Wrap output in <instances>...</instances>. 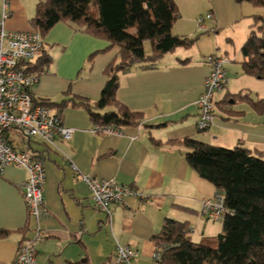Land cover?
I'll return each mask as SVG.
<instances>
[{"label": "crops", "instance_id": "0c3cea01", "mask_svg": "<svg viewBox=\"0 0 264 264\" xmlns=\"http://www.w3.org/2000/svg\"><path fill=\"white\" fill-rule=\"evenodd\" d=\"M174 1L179 14L171 31L196 36L194 43L164 54L151 65L135 64L119 75L117 99L130 110L141 112L145 125L99 133L86 110L66 105L59 115L64 126L74 129L69 141L58 140L56 147L37 140L16 144L44 157L43 206L47 214L40 219L45 237L37 248V264H107L114 256L115 241L137 250L132 264H159L153 259L152 237L160 231L164 218L187 222L195 242L216 236L221 223L206 220L199 212L202 200L215 188L192 170L183 148L170 141L188 136L227 148L264 151V109L258 112L231 97L248 93L254 100H264V79L243 72L240 52L248 33L256 28L254 15L263 17L264 27V6L235 0ZM36 3L10 0L11 15L4 21V29H35L30 19ZM207 12L213 18L206 19L200 29L197 18ZM42 39L49 63L41 66L45 69L31 88L32 95L59 101L69 91L97 100L107 79L104 68L118 57L119 47L62 21ZM223 40L236 46L238 54H229L226 45L218 50ZM144 50L152 53L149 42ZM213 53L228 59L226 84L215 96L211 125L200 131L196 100L210 70L207 56ZM88 175L134 186L147 199L128 198L123 205L114 206L109 223L92 205L82 179ZM26 177V170L15 166L0 174V229L9 231L0 237V264H11L18 245L31 235L21 191Z\"/></svg>", "mask_w": 264, "mask_h": 264}, {"label": "trees", "instance_id": "16d2710c", "mask_svg": "<svg viewBox=\"0 0 264 264\" xmlns=\"http://www.w3.org/2000/svg\"><path fill=\"white\" fill-rule=\"evenodd\" d=\"M235 1L264 6V0ZM178 14L174 0H37L30 23L41 35L57 22H66L117 45L119 55L104 68L107 79L97 100L69 91L59 101L32 95L33 100L56 108L58 114L66 105L82 108L97 128L121 130L143 125L142 113L130 110L116 97L119 75L135 64L151 65L164 54L194 43L196 36L172 33ZM253 19L256 28L251 29L240 48L241 66L244 73L264 79L263 17L254 15ZM145 42L152 46L151 54H146ZM48 63L49 58L43 53L35 69ZM231 97L247 102L258 112L264 109V100H254L248 93ZM97 132L102 133L101 129ZM170 143L182 147L184 159L192 170L223 193L227 211L221 221V231L200 242L191 239L187 222L164 218L160 231L152 237L154 261L159 264H264V151L243 146L227 148L188 136ZM8 233L0 229V237Z\"/></svg>", "mask_w": 264, "mask_h": 264}, {"label": "built area", "instance_id": "2783aa9c", "mask_svg": "<svg viewBox=\"0 0 264 264\" xmlns=\"http://www.w3.org/2000/svg\"><path fill=\"white\" fill-rule=\"evenodd\" d=\"M9 4L10 0H0V174L8 166L23 168L27 172V177L21 183V191L31 235L18 245L11 264H37V248L45 237L40 219L47 214L43 206L44 158L42 153L32 154L25 148L17 147L12 137L18 133L21 142L37 140L45 146L56 147L58 140L69 141L74 129L61 123V117L54 107L33 100L31 88L45 69H35L36 61L43 54L44 42L36 29H4V21L11 15ZM212 18L211 12L199 16L198 27L203 29L204 21ZM207 61L210 70L196 100V127L200 131L211 125L215 96L226 84L227 57L213 53L207 56ZM97 129H101L102 133L114 131L107 126L94 127V131ZM82 179L89 189L93 207L104 213L109 223L114 206L123 205L128 198L139 201L147 199L140 189L118 183L113 178L88 175L82 176ZM226 211L224 195L215 189L211 196L202 200L199 212L206 220L221 223ZM137 255V250L130 245L115 241L114 256L107 264H132Z\"/></svg>", "mask_w": 264, "mask_h": 264}, {"label": "rangeland", "instance_id": "374dc122", "mask_svg": "<svg viewBox=\"0 0 264 264\" xmlns=\"http://www.w3.org/2000/svg\"><path fill=\"white\" fill-rule=\"evenodd\" d=\"M224 45H226V44H225V41L223 40V42H220V47H219L220 49H218V50H221L222 51ZM226 46H228V45H226ZM228 47H229V52H230L229 54H232V53H235V54L237 53L238 54V48H236V46L232 47L230 45ZM12 139H13V141H14L15 144H18L22 138L17 133V134L14 135V137H12Z\"/></svg>", "mask_w": 264, "mask_h": 264}]
</instances>
